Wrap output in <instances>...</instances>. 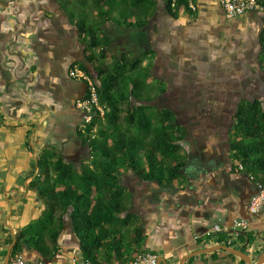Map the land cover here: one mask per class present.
<instances>
[{
	"label": "crops",
	"instance_id": "obj_1",
	"mask_svg": "<svg viewBox=\"0 0 264 264\" xmlns=\"http://www.w3.org/2000/svg\"><path fill=\"white\" fill-rule=\"evenodd\" d=\"M154 1L155 9L148 23L143 24V0H138L132 16L128 15L130 0L122 2L123 10L128 11L122 15L118 11L120 4L111 9L108 0H0V260L5 259L1 254L13 247L8 240L15 239L45 209L38 194L28 189L30 180L26 179L43 149L58 148L76 169L80 168L77 163L88 160L87 147L78 135L83 112L76 107L86 85L70 75L71 64L84 60L87 43L70 22L65 5L74 11L76 20L101 23L96 27L100 38L110 39L111 44L116 39L127 43L128 35H121L120 27L147 34L143 38L144 50L151 49V53L142 66L150 64V78L165 83L162 87L167 89L163 95L166 105L195 110L206 104L210 109L218 106L226 110L232 104L234 91L226 80L234 76L228 64L237 62L233 58L242 55L243 34L255 32L260 42L264 15L228 17L216 0H191L195 9L188 1V6H181L173 17L165 9V0ZM106 10L113 11L103 17ZM93 19L96 21L91 23ZM127 51L132 54L130 49ZM261 53L262 48L258 55ZM61 58L69 66V77L54 71L61 65ZM70 80L74 82L66 88ZM59 85L61 94L56 88ZM220 121H216L219 132L206 134L197 128L188 135L183 142L187 166L182 176L169 185L143 181L133 170L121 169L126 188L123 200L136 218L134 223L121 227L125 234L123 261L114 257L107 263L101 252V264H126L143 252L155 253L167 264H180L191 252L219 244L216 237L195 240V235L203 236L214 223L230 225L235 218L247 214L246 206L256 184L246 173L231 170L225 149L227 135H223L224 122ZM197 122L195 119L190 126H204V121ZM65 218L60 251L54 258L47 259L28 246L22 254L45 264H75V259L82 260L80 241L70 217ZM250 223L248 234L234 238L233 245L246 249L256 262L264 255V204L259 214L250 217ZM136 226L142 227L145 235L141 247L134 243ZM214 252L195 255L185 264H242L241 258L225 250Z\"/></svg>",
	"mask_w": 264,
	"mask_h": 264
},
{
	"label": "trees",
	"instance_id": "obj_2",
	"mask_svg": "<svg viewBox=\"0 0 264 264\" xmlns=\"http://www.w3.org/2000/svg\"><path fill=\"white\" fill-rule=\"evenodd\" d=\"M108 1L99 0L107 2L111 9L114 4H120L121 15L128 11V15H134L132 9L138 6V0H130L132 3L126 12L121 4L128 0ZM165 1V9L173 17L177 16L181 6H188V0H176L174 6V0ZM142 3L146 4L143 24H147L156 2L143 0ZM64 8L70 22L87 43L84 60L72 63L71 69L77 65L99 81V101L105 112L101 118L95 117L86 132L78 129L79 138L88 151V162H82L79 169L66 161L63 153L54 146L44 148L35 159L26 177L30 180L27 186L38 194L45 209L24 226L15 239L8 240V245L13 244L11 255L23 253L28 246L52 259L60 251L59 238L65 217L69 216L72 230L80 241L83 260L101 264L100 254L104 252L107 263L114 257L123 261L125 234L121 227L133 222L136 216L128 212L123 200L126 188L121 180V169L129 168L143 181L162 186L175 182L187 166L183 142L188 138L189 128L180 122L181 114L177 110H183V107L167 104L155 111L151 108L150 103L160 101L167 90L162 86L158 90L148 83L153 75L152 67L150 64L142 66V63L151 49L133 57L123 53L107 63L104 59L111 40L100 38L96 27L101 23L89 24L85 18L76 20L74 11L68 10L67 5ZM111 11H104L103 17ZM259 39L260 59L264 61V30ZM234 100L226 110H220L218 106L211 109L214 114L224 112L229 120L226 122V119L223 125V135H227L225 149L231 170L234 172L238 163H242L244 170L241 172L251 173L264 182V96L251 98L240 94ZM94 125L99 128L92 137L90 131ZM133 235L134 243L141 247L145 241L142 227H134ZM218 243H227L226 236L222 234ZM243 251L247 252L246 249ZM6 254L7 250L1 257ZM240 261L246 264L244 260Z\"/></svg>",
	"mask_w": 264,
	"mask_h": 264
},
{
	"label": "built area",
	"instance_id": "obj_3",
	"mask_svg": "<svg viewBox=\"0 0 264 264\" xmlns=\"http://www.w3.org/2000/svg\"><path fill=\"white\" fill-rule=\"evenodd\" d=\"M175 1L172 5L174 6ZM189 6L195 9V5L191 0H188ZM224 9L228 17L242 16L249 13L264 15V3L262 0H216ZM70 75L78 80H82L87 84V92L83 98L76 100V107L83 112V120L79 126V130L86 132L88 127L92 125L95 117H102L105 108L99 101L98 85L99 81L80 69L78 66L73 67L70 70ZM97 125L92 126L90 134L94 137L97 133ZM244 165L238 163L236 171H243ZM251 180H254L256 184L255 192L250 196L246 206L248 217L235 218L230 225H225L220 222L214 223L211 228L203 235H195V240H200L205 237L211 236V238L219 237L223 234L226 235L227 243H223L231 246L234 238H239L241 235L246 236L250 228V217H254L260 213L264 204V183L257 180L251 173L248 174ZM158 255L152 252H143L136 255L132 260L126 264H158ZM75 264H94L91 261L74 260ZM0 264H5V259L0 260ZM8 264H45L42 260H33L27 258L22 253H16L10 256Z\"/></svg>",
	"mask_w": 264,
	"mask_h": 264
},
{
	"label": "rangeland",
	"instance_id": "obj_4",
	"mask_svg": "<svg viewBox=\"0 0 264 264\" xmlns=\"http://www.w3.org/2000/svg\"><path fill=\"white\" fill-rule=\"evenodd\" d=\"M99 20V16L96 17V20ZM95 19L91 20V23H94L93 21H96ZM90 21V20H89ZM88 21V22H89ZM122 27L118 28V31L121 35H128V40L127 43L124 44V42L116 39L113 41V43L111 44V46L109 47V51L107 53V57L104 59L105 62L110 63L114 58H119L122 55V52H126V54L128 56H137L140 51H144L145 48V41L143 40V38L147 35H143L140 34L139 29H129L128 31L126 30V27L123 29H121ZM131 36H133V38H131ZM258 35H255V32L249 31L245 34H243V38L242 40H244L243 44L245 45L242 46L241 50H242V55L238 56V58L233 60H236L237 62H234L233 64H228V69L232 70L233 72V78L235 79H230V80H226V82H230L229 84L232 87V90L234 91V94L231 95L232 96V100H233V104H234V98L239 97L240 94L243 97H263L264 96V61L260 59V56L258 55V52L261 49V44L260 42H258L257 39ZM127 44L131 45H136L134 47H130ZM128 46V47H127ZM132 52L128 54L129 50ZM139 49V50H138ZM250 50V52L248 53V55L246 54V51ZM95 53H98L97 50H94ZM133 55V56H132ZM3 59H1L2 61ZM61 60V65L59 67H54V71L55 72H59V73H64V75L66 77H69V66H67V62L62 63V58ZM60 60H58V62L60 63ZM4 61V60H3ZM2 69V66H0V70ZM2 73V71H1ZM8 73V72H6ZM63 82V81H62ZM71 82H74L72 80L68 81L67 83H65L66 88L69 87V85H72ZM148 83H150L151 85H153L156 89L159 90V88L161 86H163L165 83L164 82H160L155 78H149L148 79ZM61 84V83H60ZM228 85V86H230ZM159 86V87H157ZM56 88H58L59 93L61 94V85H59L58 87L56 86ZM56 91L55 88L51 87V91ZM152 93H156V91H152ZM239 94V96H237ZM229 97V96H226ZM163 99L160 101H155L153 103H150L152 110H156L157 107L159 106H165L166 104L163 103L166 98V96L162 97ZM164 100V101H163ZM55 113H52V115ZM219 116H221L219 114ZM226 116V115H224ZM223 116V117H224ZM58 115H55L54 118L57 119ZM59 120L57 121V123H59ZM99 128V127H98ZM15 132L18 134L19 131L15 130ZM18 137V135H17ZM185 150V148H184ZM88 155V153H87ZM87 159V158H86ZM85 159V160H86ZM86 162H88V160H86ZM79 168L80 164L77 163L76 164ZM127 169V168H124ZM206 238V237H205ZM204 239V238H203Z\"/></svg>",
	"mask_w": 264,
	"mask_h": 264
},
{
	"label": "flooded vegetation",
	"instance_id": "obj_5",
	"mask_svg": "<svg viewBox=\"0 0 264 264\" xmlns=\"http://www.w3.org/2000/svg\"><path fill=\"white\" fill-rule=\"evenodd\" d=\"M197 107V106H196ZM180 112L181 117L184 118L185 120H183L180 117V122H182V124H184L185 126H187L188 129V133L192 134L193 132H195L194 130H200L202 131L201 133H205L208 134L209 132L211 133H215V132H219L220 131V127L218 126V124L216 123V121H220L223 120V122L225 123L226 119L228 118L227 115H225L224 112H222V114L220 113L221 116H219V112L215 113V111H212L208 105L204 104L201 105L200 108H195V110H190V109H183V110H177ZM224 116V117H223ZM199 121H204V126L200 127V126H190V124H193L194 120ZM210 119H212V121H209ZM197 122V123H198ZM212 122V123H210ZM226 122H229V120L227 119ZM221 123V121L219 122V124ZM214 129H216L214 131Z\"/></svg>",
	"mask_w": 264,
	"mask_h": 264
},
{
	"label": "water",
	"instance_id": "obj_6",
	"mask_svg": "<svg viewBox=\"0 0 264 264\" xmlns=\"http://www.w3.org/2000/svg\"><path fill=\"white\" fill-rule=\"evenodd\" d=\"M83 96L81 98H83ZM242 216L243 217H248L247 214L246 215H242ZM217 250H225V251H227V252H229V253H231L233 255H236L239 258H241L242 260H244L246 262V264H262V263H264V255L261 256L256 262H254L252 260L251 256L248 253L244 252L243 250H240V249H238V248H236L234 246H229V245L221 243V244L208 246V247L201 248V249H198V250H195V251L191 252L190 254L184 256L181 259L180 264H185V261L188 258H191V257H193L195 255L208 253V252H214V251H217ZM11 252H12V246L9 247L8 252H7L6 256H5V264L9 263ZM158 264H167V261L165 260V258L159 257L158 258Z\"/></svg>",
	"mask_w": 264,
	"mask_h": 264
}]
</instances>
